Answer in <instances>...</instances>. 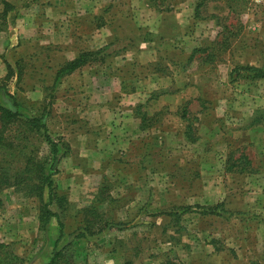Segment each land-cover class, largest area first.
Wrapping results in <instances>:
<instances>
[{"label":"rangeland","instance_id":"374dc122","mask_svg":"<svg viewBox=\"0 0 264 264\" xmlns=\"http://www.w3.org/2000/svg\"><path fill=\"white\" fill-rule=\"evenodd\" d=\"M10 1L39 38L49 7L75 43L110 19L136 30L114 28L56 85L47 45L5 61L0 104L8 93L24 119L44 116L57 151L22 121L5 132L0 264H48L54 251L52 264H264V122L248 126L264 110V76L249 69L264 73V0ZM229 151L257 170L227 172Z\"/></svg>","mask_w":264,"mask_h":264},{"label":"crops","instance_id":"0c3cea01","mask_svg":"<svg viewBox=\"0 0 264 264\" xmlns=\"http://www.w3.org/2000/svg\"><path fill=\"white\" fill-rule=\"evenodd\" d=\"M6 1L12 5L15 4L10 0ZM59 9L60 7H49L45 9L46 16H48V26H50L48 29L50 31H48L47 37L42 38H39L40 35L37 33L39 27L34 23V17H23L22 15L18 17L17 15V17L14 18L11 17L10 12L7 14L4 21L5 24L2 29H0V78L7 76L6 70H8V65L11 66L12 62L16 61L21 55L32 53L41 44L47 45L51 48V53L48 55L46 61L48 62V67L54 71L55 76L56 71L63 64L73 60L81 52L98 50L110 42V36L114 28L118 31L127 32L128 34L133 33L136 30L135 22L130 19L127 20V31L125 28H121L119 24L116 25L115 21H112L113 19H110L107 20L105 25L95 28L89 40L85 35L87 34L86 31L84 30L85 33H83L82 27H80L79 31L82 34H80V37L77 39L78 43L77 41L75 43L70 37H66V32L69 28L65 22L59 20L61 18V11ZM1 10L2 7H0V11ZM93 11H96V8H91L90 11L85 10L81 13L85 12L89 14L93 13ZM191 12L193 13V7H191ZM61 36L64 37L63 42H60ZM23 40H26V45L23 43ZM13 46L15 47L13 48ZM13 56H16V58ZM5 61L8 62V65ZM70 75H72V73L61 78L59 82ZM1 93H4L3 88H0V94ZM3 105L10 107L11 102L8 99H5Z\"/></svg>","mask_w":264,"mask_h":264},{"label":"trees","instance_id":"16d2710c","mask_svg":"<svg viewBox=\"0 0 264 264\" xmlns=\"http://www.w3.org/2000/svg\"><path fill=\"white\" fill-rule=\"evenodd\" d=\"M202 1H207V0H202ZM0 3L2 5V10L0 11V29H2V26H4V24H5V22H4L5 18L7 16V14L12 11L13 5L10 4L6 0H0ZM198 7H199V4H196L194 7V16L196 18H199V16H200V15H198ZM227 32L232 33L230 31V29L229 30L227 29ZM229 39H230L229 35L223 34L222 38L215 42L217 44L218 49L219 50L227 49L229 47V44H230ZM198 51L205 52L204 49H198ZM96 53H97V51H95V52H92V51L81 52L73 60L68 61L65 64H63L55 73L54 84L56 85L60 81V79L63 78L64 76L69 75V74L73 73L75 70L85 66L87 63H89L91 61L92 56L96 55ZM203 56L205 57V60L210 62L212 60L213 53L207 52V53H205V55L203 54ZM249 69H251L252 77H254V78L264 76V73L259 69H256V68H249ZM7 96L13 100V103L11 102L10 107H7L3 104H0V123H1V125H0V147L1 148H11L12 147V142L7 141V138L5 136V132L9 129L10 125H12L16 122L22 121V122L26 123L29 128L34 129L37 132H40L44 141L50 146L51 152L56 153L57 142L54 141L50 137V135L48 134L47 128L43 123L44 116H39V117L33 116V117H29L27 119H24L22 117V115L19 113V111L15 108V102H14L13 97L8 93H7ZM181 112H182L181 116H186V109L185 108L182 109ZM263 112H264V110L258 111V114L253 117V119L250 123H248V126H254L257 124H262L264 122L263 121L264 117L262 115ZM140 116H141L140 117V122H141L140 126L144 128V125H142V124H144L145 120L146 121L151 120L152 116L149 117L145 113H141ZM187 135L189 136L188 138H190V136L192 135L191 130L187 131ZM190 140L193 142L196 140V138L194 137V138H191ZM30 162H32V161L29 158L26 162V165L27 166L30 165L31 164ZM38 167H39V170L41 171L39 165H38ZM225 170L227 172H230V173H234V172H240V173L246 172L247 173V172L256 171L257 169H255L252 166L251 161L247 155L242 153L238 157H233V153L229 151V154L226 156ZM40 176H41V174H40ZM44 180H45V184H46L48 191H49V197L52 199L53 194H54L53 188H52V182L50 181V179L48 177H46ZM45 212H47V214H49L51 216L57 217L58 224H59L60 228H62V222L60 221V218L58 217V215L56 213H52L51 211H49V209H47V206H45ZM58 254H59L58 251H54L48 264L54 263V261L56 260V256ZM252 264H255V263H252Z\"/></svg>","mask_w":264,"mask_h":264}]
</instances>
